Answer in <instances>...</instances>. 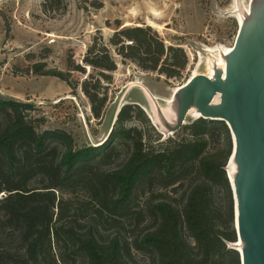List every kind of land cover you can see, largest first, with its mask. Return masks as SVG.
<instances>
[{
  "label": "trees",
  "instance_id": "trees-1",
  "mask_svg": "<svg viewBox=\"0 0 264 264\" xmlns=\"http://www.w3.org/2000/svg\"><path fill=\"white\" fill-rule=\"evenodd\" d=\"M5 27L8 31L7 22ZM117 58L167 80H180L188 64L181 48L165 46L149 26H118L108 41L94 39L83 64L98 78L94 82L93 75L87 77L80 87L96 120L104 117V83H112ZM69 70L85 73L79 65ZM70 71L44 70L38 64L33 73L65 82L76 95ZM34 106L0 97V264H57L52 239L60 242L65 237L60 252L65 264L68 240L85 264H134L132 251L142 254L146 264H241L232 248L238 239L226 167L233 139L224 122L197 118L163 138L144 110L129 103L118 112L101 146L82 148L63 130L39 131L33 126L24 113ZM158 118L157 126L163 128ZM124 150L120 167L102 174L98 183L85 180L96 164ZM38 175L46 183L43 188L31 186ZM81 183L96 201L94 217L102 220L108 215L111 227L117 223L113 216L119 207L143 199L141 207L118 214L134 221V232L142 227L131 244L118 237L98 239L92 231L80 235L75 226L63 223L70 217L69 201L57 193ZM115 191L116 203L110 199ZM12 241H17V249H6Z\"/></svg>",
  "mask_w": 264,
  "mask_h": 264
},
{
  "label": "rangeland",
  "instance_id": "rangeland-1",
  "mask_svg": "<svg viewBox=\"0 0 264 264\" xmlns=\"http://www.w3.org/2000/svg\"><path fill=\"white\" fill-rule=\"evenodd\" d=\"M260 5H264V0H0V97L34 104L33 110L24 113L33 126L39 131L63 130L82 148L102 145L118 112L129 103L139 105L163 138H168L173 134L169 132L170 126L177 123L180 89L193 76L207 75L212 67L220 69L219 59H225V51L234 47L239 33L236 16L246 20ZM142 25L157 32L165 46L183 50L188 64L182 78L167 80L165 76L143 72L135 64L117 58L112 83H104L103 92L108 97L104 117L96 120L80 85L87 77L90 79L93 75L94 82L98 77L83 64V59L94 39L108 41L118 26ZM38 64L44 70L65 73L71 65L85 68L84 74L70 71L72 81L77 84L76 95L55 77L36 76L33 70ZM218 102L217 97L214 103ZM158 116L163 118V128L157 126ZM196 119L188 114L185 123ZM125 152L96 164L91 172H86L85 180L98 183L102 174L121 166ZM235 172L236 164L231 158L226 167L229 182ZM45 184L38 175L31 186L43 188ZM57 196L69 201L70 217L63 223L75 226V232L80 235L92 231L98 239L118 237L121 242L131 244L133 236L142 230L140 227L134 232V221L118 216L128 207H141L142 198L125 203L122 210L119 207L113 216L117 223L111 227L108 215L102 220L94 217L96 201H91L94 199L86 183L66 187ZM116 197V191L110 194L115 203ZM52 241L57 264H65L60 262L64 241L57 242L54 238ZM5 245L6 249L18 246L17 241ZM74 245L67 241L65 247L70 256L65 257L66 264H85ZM241 246L237 242L232 248ZM132 252L134 264H146L142 254Z\"/></svg>",
  "mask_w": 264,
  "mask_h": 264
},
{
  "label": "water",
  "instance_id": "water-1",
  "mask_svg": "<svg viewBox=\"0 0 264 264\" xmlns=\"http://www.w3.org/2000/svg\"><path fill=\"white\" fill-rule=\"evenodd\" d=\"M243 22L226 69H215L212 79L194 76L180 89L177 123L169 132H178L193 109L199 118L228 126L236 164L233 183L230 178L234 222L242 243L236 251L241 264H264V5Z\"/></svg>",
  "mask_w": 264,
  "mask_h": 264
},
{
  "label": "bare ground",
  "instance_id": "bare-ground-1",
  "mask_svg": "<svg viewBox=\"0 0 264 264\" xmlns=\"http://www.w3.org/2000/svg\"><path fill=\"white\" fill-rule=\"evenodd\" d=\"M234 4H235V2H234ZM236 12H237V10H236ZM236 19H237V21H238L239 26H243V23H244V22H243V21H244V20H243V16L238 15V16H236ZM231 51H232L231 48L227 49V50L225 51V53H224V56H225V57L228 56V55L230 54ZM218 67H219L221 70H225V69H226V61H225V59H222V58L219 59ZM214 70H215V69H213V67H212V68L210 69L209 73H208L206 76H208L209 78L212 79V76L214 75ZM195 76H197V75H195ZM193 77H194V76H193ZM189 116L199 118V115L197 114L196 110H194V109L190 111ZM153 119H154V117H153ZM154 120H155V119H154ZM230 178H231V181H232V183H233V176H231ZM236 244H237V243H236ZM236 244H235V245H236Z\"/></svg>",
  "mask_w": 264,
  "mask_h": 264
}]
</instances>
